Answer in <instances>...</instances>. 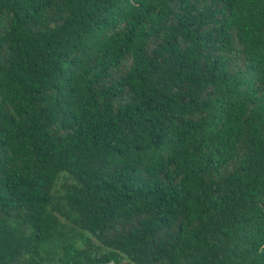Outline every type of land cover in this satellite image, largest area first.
<instances>
[{
	"label": "trees",
	"instance_id": "1",
	"mask_svg": "<svg viewBox=\"0 0 264 264\" xmlns=\"http://www.w3.org/2000/svg\"><path fill=\"white\" fill-rule=\"evenodd\" d=\"M0 264H264V0H0Z\"/></svg>",
	"mask_w": 264,
	"mask_h": 264
}]
</instances>
